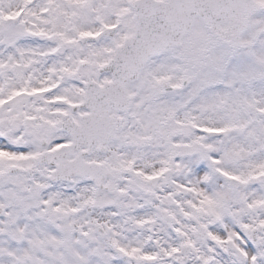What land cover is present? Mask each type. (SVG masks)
<instances>
[{
    "label": "snow or ice",
    "instance_id": "6c2138e0",
    "mask_svg": "<svg viewBox=\"0 0 264 264\" xmlns=\"http://www.w3.org/2000/svg\"><path fill=\"white\" fill-rule=\"evenodd\" d=\"M0 264H264V0H0Z\"/></svg>",
    "mask_w": 264,
    "mask_h": 264
}]
</instances>
